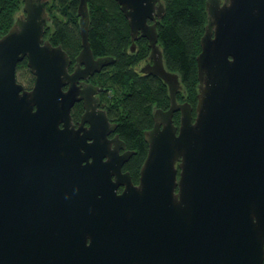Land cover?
<instances>
[{"label":"water","instance_id":"obj_1","mask_svg":"<svg viewBox=\"0 0 264 264\" xmlns=\"http://www.w3.org/2000/svg\"><path fill=\"white\" fill-rule=\"evenodd\" d=\"M22 1L0 37V264H264V0H206L195 109L178 102L180 78L164 64L162 0H115L131 50L139 38L149 42L153 64L142 73L168 86L171 103L144 133L138 186L121 172L128 154L103 162L106 114L90 120L87 112L73 126L75 104L99 91L80 81L112 64L93 55L88 0L78 7L73 73L63 46L46 39L48 0ZM24 61L36 78L31 90L17 78ZM16 164L46 172L49 192L39 201H20L4 184ZM52 220L63 224L52 226L57 242L49 240Z\"/></svg>","mask_w":264,"mask_h":264},{"label":"trees","instance_id":"obj_2","mask_svg":"<svg viewBox=\"0 0 264 264\" xmlns=\"http://www.w3.org/2000/svg\"><path fill=\"white\" fill-rule=\"evenodd\" d=\"M165 6L157 32L167 71L177 74L181 81L178 102L189 103L195 109L198 96L197 57L207 25L206 0H162ZM80 0H49L50 18L46 39L54 46L62 45L72 61L82 50L78 7ZM22 0H0V37L8 33ZM90 14L89 41L95 58H110L112 64L94 79L105 90L109 118L119 122L118 134L137 155L128 166L132 171L142 167L148 145L144 133L154 126L155 110H168V86L158 77L138 73L139 66L149 57L150 46L145 39L135 42L128 21L115 0H88ZM27 67L26 61L19 70ZM174 122L180 124L179 113Z\"/></svg>","mask_w":264,"mask_h":264},{"label":"flooded vegetation","instance_id":"obj_3","mask_svg":"<svg viewBox=\"0 0 264 264\" xmlns=\"http://www.w3.org/2000/svg\"><path fill=\"white\" fill-rule=\"evenodd\" d=\"M139 39H144V38H139ZM150 54H151V49H150ZM150 54H149V57L142 63L144 67H142V64L139 66L138 73L141 74L143 69L148 70L149 69L148 67L153 64V62L150 60ZM101 58H104V57H101ZM76 64L77 63L75 59V61H73L70 66V69H69L70 73H73L75 71ZM26 65H27V62H26ZM110 65L104 67L99 73H96L95 75L90 76L89 79H87L86 81H80L79 85H81L82 89L85 88L84 86L86 85H91L94 88H98L99 91L95 95H93L92 93L90 97L88 96L86 92L87 95L85 94L86 96H83L82 100L75 104L71 112L72 122H73L74 128L78 129L80 127V123L82 122L84 116L87 115V112L91 113L88 116V119L90 120L92 119L95 120V118L100 117L102 113L106 114L110 125L108 126L107 139H105L106 143L103 144L105 148H102V151L100 152L101 154L103 153L106 154L103 158L104 159L103 162H107L108 157L112 156L116 151L118 153V156H123L124 154H128L129 159L122 166L121 172L123 175L128 174L132 180V183L135 186H138L140 184L141 167L137 169V171L135 172L131 170L130 166H128L129 163L132 161V159L137 155V151L129 149L127 143L121 139L120 135L117 132L118 127H119V122H116L109 118V108L106 105V101H105V90L99 87L96 83H94L95 82L94 78L98 74H100L103 70H105L107 67H109ZM19 66L17 68V73L19 71ZM32 78H33V82L31 86L27 87L22 84L26 90H31L34 87L36 78L34 76ZM64 90H67V87H65ZM85 97H87V99H85ZM90 126L91 124L85 121L84 128L89 129ZM114 126H116L114 128L115 130L113 129ZM60 127L63 128V125L61 124ZM91 143H93V141H87V144H91ZM90 161L92 162V159ZM29 165L16 164V169L18 170V174H14L13 175L14 177L8 180L5 179L4 184H8L11 186L12 192L18 197L20 201H22L23 197L26 196V203L32 204L35 201H39V199L36 198V195L38 194L45 195V193L49 192V186L46 180V177H47L46 172L42 170L41 172H37V174H34L32 173V168H34L35 166L31 167V165L30 166ZM39 165L40 164H38V166ZM24 169L26 170V172H23V173L19 172ZM112 178L113 180H115V176H112ZM124 190H125V187L120 186L117 189V193L120 195L123 193ZM42 203L44 207L46 205V197H44V199L42 200ZM56 224L63 226L61 220H52L50 222L51 226L49 228L50 229L49 240L53 242H57V240H60L62 238V236L60 235V230L58 229V231H56L55 228L52 227V226H55ZM86 242L88 245L90 244V240L87 239Z\"/></svg>","mask_w":264,"mask_h":264},{"label":"rangeland","instance_id":"obj_4","mask_svg":"<svg viewBox=\"0 0 264 264\" xmlns=\"http://www.w3.org/2000/svg\"><path fill=\"white\" fill-rule=\"evenodd\" d=\"M21 10H22V8H21ZM19 14H20V12L16 16H18ZM142 67H144L143 64H142ZM32 77H33V75L31 74L29 68L28 67L25 68V66L22 67L17 73V78L19 80L18 82H20L21 84H23L27 87L32 85V82H33Z\"/></svg>","mask_w":264,"mask_h":264}]
</instances>
